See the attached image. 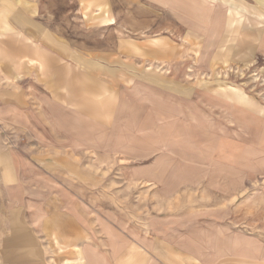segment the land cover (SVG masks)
Instances as JSON below:
<instances>
[{"label":"rangeland","instance_id":"rangeland-1","mask_svg":"<svg viewBox=\"0 0 264 264\" xmlns=\"http://www.w3.org/2000/svg\"><path fill=\"white\" fill-rule=\"evenodd\" d=\"M75 9L0 28V211L78 223L51 264H197L264 228V0Z\"/></svg>","mask_w":264,"mask_h":264},{"label":"crops","instance_id":"crops-1","mask_svg":"<svg viewBox=\"0 0 264 264\" xmlns=\"http://www.w3.org/2000/svg\"><path fill=\"white\" fill-rule=\"evenodd\" d=\"M70 1L0 0V28L9 26L10 31L13 32L45 33L44 26L50 28L52 15H58L59 18L71 16L70 20L73 18L76 21L74 17L79 11L77 12L75 9L70 14L71 12L66 10V2L69 5L78 4L80 7L82 0ZM6 158H9L13 163L12 157L1 153L0 192L4 186L7 187L6 191H11V187L15 183L13 182L15 180L13 169L8 170ZM3 171H6L4 174L8 181L6 185H3ZM0 216V264H51L52 251L48 247L47 241L73 238L77 234L82 236L80 227L73 218L52 219L50 222H46L44 219L41 220L43 222H33V220L30 222L27 218L14 217L9 212L3 213L2 210ZM34 225H38V227L35 228ZM41 225L47 232H38ZM51 229L56 232H50ZM70 229L71 231L67 232ZM224 236H226L227 246L220 247L211 253L204 251L203 256H196L197 264H264V228H260L258 232L251 235L232 231L225 233ZM82 255L84 254L82 253ZM97 255L98 253L89 255L91 260L86 264H100Z\"/></svg>","mask_w":264,"mask_h":264}]
</instances>
